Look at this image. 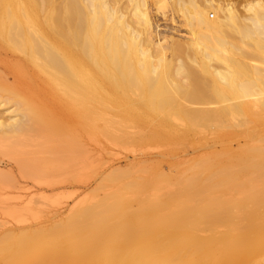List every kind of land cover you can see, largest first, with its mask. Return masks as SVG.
I'll list each match as a JSON object with an SVG mask.
<instances>
[{"label":"bare ground","instance_id":"6f19581e","mask_svg":"<svg viewBox=\"0 0 264 264\" xmlns=\"http://www.w3.org/2000/svg\"><path fill=\"white\" fill-rule=\"evenodd\" d=\"M167 2L188 40L157 35L151 9ZM10 104L0 143H64L37 165L61 155L81 169V141L113 129L165 140L217 127L219 140L252 145L218 171L193 165L174 204L124 211L114 195L64 222L8 231L0 264H264V0H0V106ZM4 180L0 191L16 186ZM236 180L240 203L217 190Z\"/></svg>","mask_w":264,"mask_h":264},{"label":"rangeland","instance_id":"374dc122","mask_svg":"<svg viewBox=\"0 0 264 264\" xmlns=\"http://www.w3.org/2000/svg\"><path fill=\"white\" fill-rule=\"evenodd\" d=\"M151 12H154L152 15L159 37L188 40L186 21L170 2L153 6ZM213 16L216 18L214 13H210L209 19L212 20ZM8 82L13 83L12 78ZM4 107L0 106V112L5 117L7 109L17 110L14 104ZM102 128L100 124L98 130L102 131ZM244 129L236 131L244 132ZM113 132L112 136H115L112 139L94 138L93 141L85 138L81 141L86 148L85 155L90 157L81 169L70 158L65 159L61 155L46 166L37 165L48 157L49 148L60 149L64 145L59 139L48 144L42 136H34L14 143H0V177L5 176L16 184L14 188L0 191V239L8 231L49 227L64 222L76 208L108 201L114 195L126 200L127 203L122 205L124 211L132 206L145 208L157 202L174 204L175 197L169 195L187 186L184 178H187L185 175L190 176L193 165L206 161L210 162L212 172L218 171L224 162L237 164L240 155L252 145L251 142L245 145L247 136L219 140L223 131L217 127L197 128L187 137L165 140H146L150 131L144 128L129 129L130 138L115 129ZM227 132L229 130L225 129L224 133ZM23 167L30 168V176L25 174ZM34 178L45 183L37 185ZM8 180L2 184H7ZM220 181L221 177L215 179L218 185ZM131 183L136 187L129 188ZM241 189V180L234 181L230 188L223 183L217 188L239 199L238 203L242 201ZM244 211L248 210L245 208ZM222 226L225 225L214 227L221 232L224 231Z\"/></svg>","mask_w":264,"mask_h":264}]
</instances>
